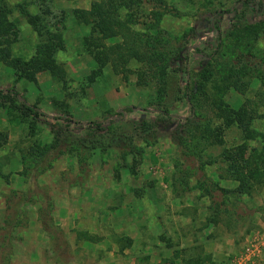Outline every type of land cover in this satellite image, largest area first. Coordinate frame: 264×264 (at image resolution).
Here are the masks:
<instances>
[{"label": "rangeland", "instance_id": "1", "mask_svg": "<svg viewBox=\"0 0 264 264\" xmlns=\"http://www.w3.org/2000/svg\"><path fill=\"white\" fill-rule=\"evenodd\" d=\"M5 1L11 8L9 20L17 29L13 57L29 61L39 42L20 14V5L32 15L49 11L45 18L60 28L64 50L55 55L63 73L59 76L42 71L33 80L19 78L13 69L0 63V90L14 89L45 114L31 127L28 121L22 124L15 119L11 110L0 107V132L8 135L7 143L0 148V228L6 199L14 197L12 192H19L20 196L13 198L12 217L21 213V221L29 222L36 216L50 235L67 236L66 229L52 233L49 221L59 206L78 204L89 209L84 212L85 228L77 232V237L92 238L86 227L110 233L111 246H117L118 255L134 258L137 264H230L250 237L264 229V176L258 180L263 183L260 187L254 186L239 202L234 195L227 197L225 205L219 204L222 194L214 186L217 182L223 189L236 188L235 182L219 179L225 168L220 161L225 150L246 145L245 156L257 161L264 144V84L259 80L264 76V28L242 55L243 66L251 71L243 78L248 82L247 91L240 95L231 90L221 96L235 110L249 105L255 118L230 127L219 120L216 125L222 130V144L199 148L193 155L173 139L178 135L190 141V131H194L184 120L189 115L186 80L191 77L190 89L198 97L204 92L197 91L194 83L203 58L193 47L198 46L205 55L217 51L216 34L208 31V25L216 11H227L238 0H137L128 10H122L121 17L129 18L132 31L162 39L165 53H178L183 59L173 64L164 85L152 80L138 63H130L121 74L110 66L98 72L84 43L85 38L97 35L90 26L78 23L73 14L89 9L96 0ZM256 1L260 6L257 15L246 8L224 14L221 47L210 60L212 76L205 85L208 95L215 92L212 88L230 67L229 61L236 66L240 55L235 49L236 30L264 19V0ZM119 41L115 38L107 45ZM126 106L136 110L102 132L74 124L114 118ZM162 109L182 119L172 118L167 123L176 133L144 132L142 123L161 121ZM207 109L205 103L201 110L204 118L211 116ZM161 124L165 123L157 127ZM112 138L121 142L112 144ZM216 210L219 214L215 216ZM61 214L64 219L68 213ZM27 226L22 224L18 229L20 240ZM71 232L74 234L73 229ZM20 240L14 242L8 264L15 263Z\"/></svg>", "mask_w": 264, "mask_h": 264}, {"label": "trees", "instance_id": "2", "mask_svg": "<svg viewBox=\"0 0 264 264\" xmlns=\"http://www.w3.org/2000/svg\"><path fill=\"white\" fill-rule=\"evenodd\" d=\"M135 2L137 0H96L91 3L89 9L75 10L73 14L78 23L90 26L93 34L97 35L85 38L84 43L86 51L98 66V72L105 66H110L115 73L121 74L127 71L130 63H138L150 74L152 80L164 85L168 74L173 72L171 71L173 64H178L183 59L178 53L172 56L165 53L162 39L131 30L129 18L123 19L121 12L122 10H128ZM18 8L20 14L38 36L39 42L36 46V52L34 57L26 62L12 56V46L16 42L17 29L9 20L11 8L8 7L5 0H0V63L13 69L19 78H27L29 80H33L34 75L42 71H48L54 76L63 74L57 64L55 55L58 51L64 50V40L58 25H51L45 18V16L50 14L49 11L45 10L40 14L32 15L23 5L18 6ZM240 8L251 9L253 15H257L260 10V6L256 0H238L235 7L227 11H216L213 20L208 25V31L215 32L217 39V51L215 50L213 54L216 55L221 47V23L224 14H236ZM262 28H264V19H260L249 26L244 25L242 29L238 28L236 30L238 34L235 39V49L240 50V55L236 57V66H234L232 60L229 61L230 67H228L224 76L216 81L217 84L212 88L215 92L210 95L206 92L205 85L207 81H210L212 76L210 60L213 58V54L205 55L198 46L193 47L194 52L203 58L199 63L200 71L195 74L196 81L194 83L197 86V91L203 90L204 92L198 97L190 89L191 77L186 80L184 95L189 108V115L184 120L187 126H190L191 129L193 128V133L195 132V134L190 131V141L178 135L173 138L176 144L186 149V152L196 155L199 148L205 150L207 147L222 144V130L216 125L219 120L224 122L225 127H230L233 125H244L255 118L254 109L249 105L245 104L235 110L225 104L221 96L231 90L240 95H244L247 91L248 82H245L243 78L251 71L250 67L243 66V60L241 59L242 55L247 53V48L251 46V40L258 38ZM115 38H119L120 41L107 45V41ZM233 54L232 50H230L229 57L232 58ZM259 80L264 84V76H260ZM158 90L159 93L164 92V89ZM205 103L208 108L207 112H210L209 115H211L207 118H204V114L201 111ZM0 107L11 110L15 119H18L22 124L28 121V125L31 127L35 126L37 118L45 116L36 105L29 104L14 89L0 90ZM134 110H136L135 107L126 106L115 113L114 118L102 122L83 124L79 122L74 123L64 118H58V120H65L64 122L67 124L74 123L79 128L93 127L97 131L102 132L107 127L123 121L125 115ZM160 114H162L163 118L161 121H157L153 125L144 122L141 125V129L144 132L163 130L174 135L176 131L171 130L170 125L168 127L167 123L172 118H176L179 121L182 119L171 115L167 109H162ZM158 123L165 124L157 127ZM213 124H215L214 127H212ZM7 141V133L0 132V148ZM120 142L121 139L119 138H112L111 140L112 144H119ZM246 150V145H239L227 149L221 154L220 161L225 164V168L219 173V179L221 181L235 182L236 188L234 190L223 189L215 182L214 186L216 190L222 194V201L219 204H227L229 202L227 197L231 195H234V198L239 202L242 195L252 192L254 186L260 187L263 184L258 180L264 176V144L259 149L257 161L253 156L246 157ZM253 164L256 165L254 168H251ZM49 167L50 164L47 165V168ZM39 172L41 173L43 170ZM12 195L14 197L15 195L20 196V193L12 192ZM14 197L10 198L9 196L6 199L5 217L0 228L1 264H8L13 255V244L15 241L20 240L19 236H17V231L21 228L22 224L24 226L28 223L27 220L21 221L23 218L21 213L12 217ZM218 214L219 211L216 210L215 216ZM212 220L214 222V219Z\"/></svg>", "mask_w": 264, "mask_h": 264}, {"label": "crops", "instance_id": "3", "mask_svg": "<svg viewBox=\"0 0 264 264\" xmlns=\"http://www.w3.org/2000/svg\"><path fill=\"white\" fill-rule=\"evenodd\" d=\"M1 201L0 195V213L3 210ZM86 209L89 207L78 204L61 205L57 208V213L48 226L52 228V233H58V228L66 229L67 236L64 237L55 233L54 236L50 235L36 216L32 218L17 244V259L14 264H137L134 258L118 255L117 246H111L110 233L86 227L87 234L92 238L87 240L77 237V232L85 228ZM63 211L68 213L64 219L61 214Z\"/></svg>", "mask_w": 264, "mask_h": 264}, {"label": "built area", "instance_id": "4", "mask_svg": "<svg viewBox=\"0 0 264 264\" xmlns=\"http://www.w3.org/2000/svg\"><path fill=\"white\" fill-rule=\"evenodd\" d=\"M230 264H264V229L254 233Z\"/></svg>", "mask_w": 264, "mask_h": 264}]
</instances>
